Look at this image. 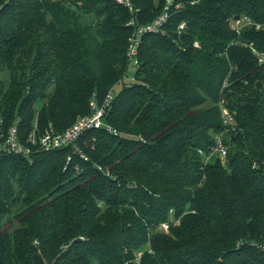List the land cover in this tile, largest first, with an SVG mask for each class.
Here are the masks:
<instances>
[{
  "label": "trees",
  "instance_id": "16d2710c",
  "mask_svg": "<svg viewBox=\"0 0 264 264\" xmlns=\"http://www.w3.org/2000/svg\"><path fill=\"white\" fill-rule=\"evenodd\" d=\"M131 2L0 0V127L64 130L123 82L87 159L0 158V264H264V0H183L126 81L129 37L165 0ZM216 133L228 154L206 161Z\"/></svg>",
  "mask_w": 264,
  "mask_h": 264
},
{
  "label": "built area",
  "instance_id": "2783aa9c",
  "mask_svg": "<svg viewBox=\"0 0 264 264\" xmlns=\"http://www.w3.org/2000/svg\"><path fill=\"white\" fill-rule=\"evenodd\" d=\"M125 4L130 11L137 10L133 7L131 0H118ZM191 3H196L199 0H190ZM183 6V0H165L162 11L152 20L145 23L136 25L132 34L129 37V44L127 48V57L129 63L136 66L139 63V49L142 41V36L146 33H159L166 34V22L172 13L177 12ZM130 23L135 24L136 20L133 17ZM254 24L253 19L248 15H241L234 17L232 20V26L237 31H240L245 25ZM256 26L260 28L262 23H257ZM186 27V21H182L179 26V32ZM195 45H199L198 41H195ZM114 88H111L107 93L104 100L99 102L95 97L90 100V112L80 115L77 119L64 130L56 128L50 124L45 128H40L38 119L35 118L33 126L29 132L24 133L20 130L19 123L20 118H17L7 128L0 127V158L8 154H22L29 160L32 159L33 153L36 151H50L62 149L67 146H71L74 150L78 151L81 157L87 159L88 155L81 146L82 137L90 130L105 128L106 130L117 133V130L113 128L105 120L107 109L110 106L113 96ZM224 123L230 126L234 122V116L229 112L227 108H223ZM3 121V119H1ZM91 141L96 140L95 136H92ZM216 142L212 146L210 153H206L203 149H199V152L205 155V160H209L212 155H218L222 159L228 154V146L224 141L223 133L215 134ZM88 140L85 139L84 143ZM71 158V156H68ZM99 168H102L98 165ZM180 218H172L170 220L163 221L159 224V229L168 232L171 224L179 223ZM153 251L151 247L148 249ZM143 251L136 252V261L141 260Z\"/></svg>",
  "mask_w": 264,
  "mask_h": 264
},
{
  "label": "rangeland",
  "instance_id": "374dc122",
  "mask_svg": "<svg viewBox=\"0 0 264 264\" xmlns=\"http://www.w3.org/2000/svg\"><path fill=\"white\" fill-rule=\"evenodd\" d=\"M85 18H86V19H85ZM85 18H84L85 20H89V19H90V17H89L88 14H87V16H86ZM135 70H136V67H135L134 65H132V64L129 63L128 71H127V75L125 76L124 80H126V81L131 80V78L134 77V72H135ZM122 86H123V82L121 81L120 83H118V84L114 87V94L117 93V92H119L120 89L122 88Z\"/></svg>",
  "mask_w": 264,
  "mask_h": 264
}]
</instances>
